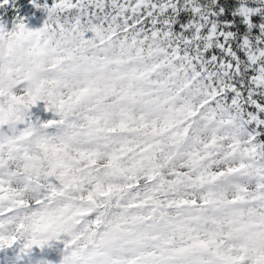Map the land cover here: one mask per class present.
Returning a JSON list of instances; mask_svg holds the SVG:
<instances>
[{"label": "snow or ice", "instance_id": "snow-or-ice-1", "mask_svg": "<svg viewBox=\"0 0 264 264\" xmlns=\"http://www.w3.org/2000/svg\"><path fill=\"white\" fill-rule=\"evenodd\" d=\"M43 7L13 29L51 49L48 79L0 75V249L63 236L61 264H264V0ZM41 100L56 118L31 119ZM40 144L52 170L17 171Z\"/></svg>", "mask_w": 264, "mask_h": 264}, {"label": "clouds", "instance_id": "clouds-1", "mask_svg": "<svg viewBox=\"0 0 264 264\" xmlns=\"http://www.w3.org/2000/svg\"><path fill=\"white\" fill-rule=\"evenodd\" d=\"M54 57L51 49H36L33 44L19 36L16 30H4L0 34V75L5 83H11L13 77H19L31 87H39L49 76V68ZM53 157L43 144L36 146L26 165L16 167L23 172L26 167L41 172L51 171Z\"/></svg>", "mask_w": 264, "mask_h": 264}, {"label": "trees", "instance_id": "trees-1", "mask_svg": "<svg viewBox=\"0 0 264 264\" xmlns=\"http://www.w3.org/2000/svg\"><path fill=\"white\" fill-rule=\"evenodd\" d=\"M44 2L45 0H9L7 5L0 7V26L4 30L11 31L18 20H22L30 30L43 27L48 18L43 7ZM86 35L90 36L91 33ZM30 115L33 121L40 122L56 118L52 110H46L43 100L37 101L30 109Z\"/></svg>", "mask_w": 264, "mask_h": 264}, {"label": "rangeland", "instance_id": "rangeland-1", "mask_svg": "<svg viewBox=\"0 0 264 264\" xmlns=\"http://www.w3.org/2000/svg\"><path fill=\"white\" fill-rule=\"evenodd\" d=\"M7 129V126H4ZM22 128L23 125H18ZM62 236L59 240L49 241L44 247L33 246L26 252L20 251V245L0 249V264H61L63 259Z\"/></svg>", "mask_w": 264, "mask_h": 264}]
</instances>
